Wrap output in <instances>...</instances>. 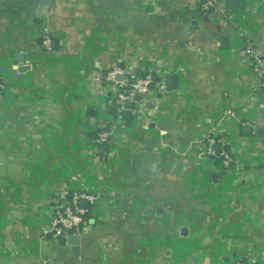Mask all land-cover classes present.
Returning <instances> with one entry per match:
<instances>
[{"label": "crops", "instance_id": "1", "mask_svg": "<svg viewBox=\"0 0 264 264\" xmlns=\"http://www.w3.org/2000/svg\"><path fill=\"white\" fill-rule=\"evenodd\" d=\"M248 45L264 56V0L209 13L200 0H0V264H264V89ZM113 66L177 86L120 122ZM77 190L97 195L80 203L87 224L53 236L54 203Z\"/></svg>", "mask_w": 264, "mask_h": 264}, {"label": "built area", "instance_id": "2", "mask_svg": "<svg viewBox=\"0 0 264 264\" xmlns=\"http://www.w3.org/2000/svg\"><path fill=\"white\" fill-rule=\"evenodd\" d=\"M217 0H200V12L209 13L216 8ZM41 43L45 48L50 47L51 38L47 32L41 36ZM249 56L253 71L260 78V85L264 89V56L259 54L252 46L248 45L244 49ZM124 71L117 66L107 73L106 79L116 85V89L111 95L109 102L116 108L115 119H122V114L126 111L138 115L141 113V106L148 100L149 93L166 92L165 76L166 73L159 71L158 79L153 81L150 72L141 77L128 79L123 76ZM117 76H122L123 79L116 80ZM110 132L106 129H99L95 132L93 142L97 150L100 152L102 146H107L111 143ZM213 139H209L206 144V152L214 157L215 152L212 149ZM222 167H230L231 157L227 151H222ZM86 201L89 206H93L97 200V195L89 190H77L69 192L67 196L54 203L51 211L50 226L53 236H60L66 232L78 231L84 227L87 222L85 216L89 209L80 206L81 201ZM247 264V263H238Z\"/></svg>", "mask_w": 264, "mask_h": 264}, {"label": "water", "instance_id": "3", "mask_svg": "<svg viewBox=\"0 0 264 264\" xmlns=\"http://www.w3.org/2000/svg\"><path fill=\"white\" fill-rule=\"evenodd\" d=\"M230 3H232V5H239L240 4V1L241 0H228ZM17 57H21V54L20 55H18ZM19 59V58H18ZM18 62H20V63H23V59H19L18 60ZM27 67L28 66H21V67H19V71H23V70H25V69H27ZM176 86H177V76L176 75H168L167 77H166V87L168 88V89H173V88H176ZM218 145L216 144L215 146H214V148H216ZM81 203V205L83 206V207H85L86 206V202L85 201H81L80 202Z\"/></svg>", "mask_w": 264, "mask_h": 264}, {"label": "trees", "instance_id": "4", "mask_svg": "<svg viewBox=\"0 0 264 264\" xmlns=\"http://www.w3.org/2000/svg\"><path fill=\"white\" fill-rule=\"evenodd\" d=\"M140 76H143V75H140ZM153 81H155V80H153ZM110 110H112L113 113L116 111V108H115L114 104L111 105ZM134 117H135V115H133L132 113H130V111H129V112H126V111H125V112L122 114V119H120L119 121L122 122L121 120H128V119H130V118L132 119V118H134ZM101 149H103V148H101ZM101 151H103V150H101ZM217 160H220V159L217 158ZM86 216H87V215H86ZM86 216H85V218H86Z\"/></svg>", "mask_w": 264, "mask_h": 264}]
</instances>
